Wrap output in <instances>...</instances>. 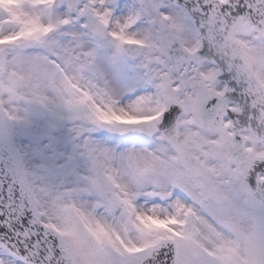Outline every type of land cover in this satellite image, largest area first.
Segmentation results:
<instances>
[{
	"label": "snow or ice",
	"instance_id": "snow-or-ice-1",
	"mask_svg": "<svg viewBox=\"0 0 264 264\" xmlns=\"http://www.w3.org/2000/svg\"><path fill=\"white\" fill-rule=\"evenodd\" d=\"M0 264H264V0H0Z\"/></svg>",
	"mask_w": 264,
	"mask_h": 264
}]
</instances>
